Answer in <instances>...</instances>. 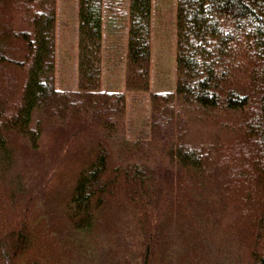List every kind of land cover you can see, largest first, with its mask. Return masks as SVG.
<instances>
[{"label":"trees","instance_id":"1","mask_svg":"<svg viewBox=\"0 0 264 264\" xmlns=\"http://www.w3.org/2000/svg\"><path fill=\"white\" fill-rule=\"evenodd\" d=\"M174 1L176 89L133 139L153 0H77L75 88L58 0H0V264H264V0ZM119 46L126 90L105 89Z\"/></svg>","mask_w":264,"mask_h":264},{"label":"rangeland","instance_id":"2","mask_svg":"<svg viewBox=\"0 0 264 264\" xmlns=\"http://www.w3.org/2000/svg\"><path fill=\"white\" fill-rule=\"evenodd\" d=\"M152 12V54L150 88L145 93L134 94V102L129 109L128 137L146 138L151 134L149 95L151 91L175 90L177 81V10L174 0H153ZM78 6L77 0H58L57 30V74L59 88L78 86ZM119 41V39H118ZM122 42V41H120ZM125 47L119 46L116 56L105 59L102 87L110 89L125 86ZM12 78L19 85L20 72L15 69ZM8 80V77L6 78ZM14 81V82H15ZM17 85L14 83V89ZM129 95V93H128ZM130 99V97H129Z\"/></svg>","mask_w":264,"mask_h":264}]
</instances>
